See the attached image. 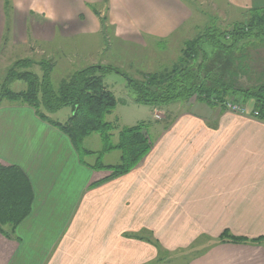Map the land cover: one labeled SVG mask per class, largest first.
Listing matches in <instances>:
<instances>
[{
  "label": "crops",
  "instance_id": "1",
  "mask_svg": "<svg viewBox=\"0 0 264 264\" xmlns=\"http://www.w3.org/2000/svg\"><path fill=\"white\" fill-rule=\"evenodd\" d=\"M33 1L50 13L37 40L99 34L90 5L100 0H17L16 11ZM222 1L232 11L264 7V0ZM110 8L114 39L131 43L166 40L193 15L182 0H110ZM5 26L0 17V44ZM188 103L197 111L174 105L132 171L95 187L110 172L83 164L69 139L31 108L3 103L0 165L21 169L34 200L14 237L0 235V264H167L162 254L201 241L202 252L180 264H264L263 245L252 241L264 239V123ZM225 231L249 242L221 244Z\"/></svg>",
  "mask_w": 264,
  "mask_h": 264
},
{
  "label": "trees",
  "instance_id": "2",
  "mask_svg": "<svg viewBox=\"0 0 264 264\" xmlns=\"http://www.w3.org/2000/svg\"><path fill=\"white\" fill-rule=\"evenodd\" d=\"M11 0H4L7 13ZM244 21L234 23L229 29L206 27L194 39L186 41L180 57L170 69L147 74L141 82L135 81L110 65H94L74 72L57 90L51 84L53 65L41 62V75L29 71L33 62H16L8 70L0 84V106L5 101L31 108L43 122L58 129L66 136L79 158L82 155H103L117 150L120 152L116 165H104L97 159L93 170H104L110 175L93 183L98 186L132 171L149 153L151 141L143 125L118 129L105 121V116L116 107L114 95L105 87L103 79L115 72L127 81V88L136 104L162 108L191 99L217 105L227 98L239 99L242 105H251L249 116L264 123V81L252 87L240 86V79L247 75L242 67L241 56H236L243 45L264 42V7L245 11ZM8 31H6L7 33ZM25 69L18 72L17 69ZM22 81L26 90L13 92L10 84ZM70 108L71 115L63 122L53 121L50 114ZM117 130L118 143L109 145L112 133ZM99 134L102 150L98 152L82 147L84 140ZM34 200L27 177L16 166L0 165V235L12 238L16 228L30 215ZM263 245L264 239L252 240ZM251 241V242H252ZM221 244H247L244 237H234L227 231L218 238Z\"/></svg>",
  "mask_w": 264,
  "mask_h": 264
},
{
  "label": "rangeland",
  "instance_id": "3",
  "mask_svg": "<svg viewBox=\"0 0 264 264\" xmlns=\"http://www.w3.org/2000/svg\"><path fill=\"white\" fill-rule=\"evenodd\" d=\"M182 1L191 8L193 15L192 20L176 35L158 42L143 36L141 39L142 43L138 41L131 43L114 39V27L111 25L113 12L112 8H110V0H100L98 3L90 5V11L94 16L93 19L99 26V34H74L77 36H65V38H62L57 33L53 42L37 40L33 34L34 31L39 34L40 31L44 35L47 31L46 26L50 19V13L39 10L34 1L29 3L25 9H22V12H17V0L13 2L11 0L9 11L7 13L4 12V16H0L1 20H4V18L6 20L0 44V84L3 82L8 70L16 62L23 60L33 62L27 69L37 75H41V66L39 64L50 61L53 65L51 84L54 90H57L74 72L94 65H110L133 80L141 82L147 74L159 73L170 69L180 57L184 43L194 39L206 27L215 26L225 30L229 29L234 23L244 21L246 18L245 12L232 11L222 0ZM73 17L79 22L84 21L85 18L82 12L74 13ZM17 22L20 27L19 30L17 29L18 31L15 30ZM6 31L8 32L6 33ZM14 32H17L21 42L14 43ZM236 56H243L241 64L247 73L245 77L240 79V86L252 87L258 81H264V42H252L243 45L239 52L236 53ZM24 70L23 68L17 69L18 72ZM103 84L114 95L117 102L116 107L104 119L106 122L117 126L118 129L143 125L148 136H151L161 131L165 127L164 125L167 126L163 120L172 116V107L174 105L175 108L179 107L180 111H197V106H188V101L174 103L162 108L136 104L133 101L134 97L131 91L127 88L126 79L115 72L106 75L103 79ZM9 89L13 92L24 91L26 90V84L22 81H16L10 84ZM193 100L195 99H191V101ZM226 102L238 104L246 110V115L249 116L248 114L251 111L249 103L242 105L240 100L235 98H227ZM4 103L7 102L5 101ZM202 103L213 108V105ZM216 106L225 108L223 103ZM160 110L162 111L160 112ZM225 110L227 109L225 108ZM232 114L239 115L236 113ZM70 115V108L67 107L49 116L51 120L63 123ZM117 132L115 130L112 133L109 145L118 143ZM102 146L99 134H92L87 137L82 145L84 149L94 152L101 151ZM119 157L120 152L112 150L103 155H82L80 160L83 164L91 166L96 163L97 159L104 165H116L119 162ZM204 244L201 241L188 250L179 249L169 253L172 256L165 254L161 256L167 258V264H180L201 253L202 251L199 249Z\"/></svg>",
  "mask_w": 264,
  "mask_h": 264
},
{
  "label": "built area",
  "instance_id": "4",
  "mask_svg": "<svg viewBox=\"0 0 264 264\" xmlns=\"http://www.w3.org/2000/svg\"><path fill=\"white\" fill-rule=\"evenodd\" d=\"M224 107L231 113H236L239 115H246V110L240 107L238 104H233L229 102L223 103Z\"/></svg>",
  "mask_w": 264,
  "mask_h": 264
}]
</instances>
